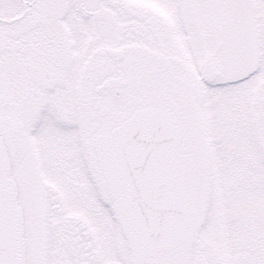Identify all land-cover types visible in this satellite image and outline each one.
<instances>
[{"label":"snow or ice","instance_id":"snow-or-ice-1","mask_svg":"<svg viewBox=\"0 0 264 264\" xmlns=\"http://www.w3.org/2000/svg\"><path fill=\"white\" fill-rule=\"evenodd\" d=\"M0 264H264V0H0Z\"/></svg>","mask_w":264,"mask_h":264}]
</instances>
